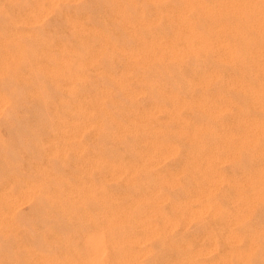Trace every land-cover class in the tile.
<instances>
[{"label": "rangeland", "instance_id": "374dc122", "mask_svg": "<svg viewBox=\"0 0 264 264\" xmlns=\"http://www.w3.org/2000/svg\"><path fill=\"white\" fill-rule=\"evenodd\" d=\"M186 1L0 0V264L264 260V100Z\"/></svg>", "mask_w": 264, "mask_h": 264}, {"label": "bare ground", "instance_id": "6f19581e", "mask_svg": "<svg viewBox=\"0 0 264 264\" xmlns=\"http://www.w3.org/2000/svg\"><path fill=\"white\" fill-rule=\"evenodd\" d=\"M185 1V0H184ZM190 2L191 1H193V3L192 4H194V6H196V7H198V9H201V11L199 10V13L201 12L202 13V17H204L205 18V20H207V21H212V20H215L214 18H213V15H215L218 11H219V16H220V18L221 19H223V23H221V25L220 26H218L217 25V23H215L214 21H213V23L214 24H216V26H218V28L216 27V29L217 30H219V33H218V31L215 29V31L216 32H214V35H215V33H218L219 35H221V37L222 36H224V34H227L228 33V36H232L233 35V37H234V40L232 39H230V40H228V42H223L222 43V45H220V43L222 42V41H220L219 43H218V39L215 41V43H217L216 45H218V47L217 46H215L214 44H212V46H210L209 45V47H213V48H209L208 46V50H205V51H201V50H203V49H201L200 48V46H203L204 47V45H206V42H205V44L203 45H201V42H200V44L198 43V42H196L195 40V38H194V36L197 34V31L198 30H202L203 28H202V26L205 24L206 26L208 25L206 22L207 21H205V23H203V24H201L202 26H200V25H197L198 23H199V21H198V19H197V21H198V23H196V25L197 26H195V28L197 29L198 28V30H196L195 28L193 29L191 26H192V21H188V22H191V24H190V28H192V29H189L188 30V32H190V34L188 33V36L186 37V39L187 38H189V41H183L182 39H181V41L182 42H178V44H176V52L177 53H179L180 54V52L181 53H183V54H185L184 55V57L185 58H188V60L187 61H190L191 60V62H189V63H192V61L194 62V61H196L197 63H198V58L200 57V53H204V52H206V51H208V53H209V49H213V51H215L216 49H218L219 47H220V49L219 50H222L223 52L220 54L222 57L224 56V55H226L225 57H221V59H223V61H221V59L219 60L218 59V62H220L221 63V65L220 66H222V64L225 66H231V68L235 71L236 69L238 70L239 69V73L241 72L240 70H242V74L245 76L246 75V78L247 79H245V77L244 76H242L244 79L242 80V81H240V83H239V80H237V78L235 77V74H234V72H232L233 73V75L231 74V77L230 78H232L233 76H234V78H235V80L232 78V80H234V81H232L231 79H229V81L231 80L232 82H229V83H232V84H230V87H231V90L233 91V90H239V89H244L245 90V93H244V91H243V96H245L246 98H247V96L250 94V95H252L251 93H253V95L254 94H256V98H257V101H256V98L254 99L255 101H256V104L257 105H259V103H257L258 101H261L260 100V98L261 99H263L264 100V0H227L226 2L225 1H223L224 2V4L222 3V1L220 2L222 5L221 6H219V7H217L216 6V8H219L218 9V11L216 10V9H214L213 10V8L212 7H214L215 8V6H213L212 5V2L214 1V3L216 4V3H218V2H215L216 0H211V1H208L209 3H211V5H209L208 3H207V0H189ZM189 1H186V2H189ZM183 2V1H182ZM186 2L185 3H182V4H184V5H186ZM189 2V3H190ZM219 3V4H220ZM182 4H181V7H182ZM183 5V6H184ZM210 6H212V7H210ZM193 7V6H192ZM179 8V6L177 7V9ZM183 9H185L186 7L184 6V7H182ZM181 8V9H182ZM190 8H191V6H190ZM188 9V7H187V9H185L184 11L183 10H181L180 8H179V11L181 10V11H183L184 13H186V12H188L189 10L191 11L192 9L194 10V12L196 13V11H197V9L195 8L194 9V7L192 8V9ZM187 10V11H186ZM193 10L191 11V12H193ZM215 10H216V12H215ZM180 11V12H181ZM186 11V12H185ZM180 12H178V14H180ZM182 12V13H183ZM183 13V16L185 15L186 16V14H184ZM198 13V12H197ZM198 13V14H199ZM215 13V14H214ZM2 14V13H1ZM177 15V14H176ZM175 15V16H176ZM200 15V14H199ZM232 15L234 16V17H232ZM178 16V15H177ZM181 15H179V17H180ZM201 16V15H200ZM201 17V18H202ZM208 17H212L211 19L212 20H210V19H208ZM217 17L218 16H216L215 15V18L217 19ZM176 18H178V17H176ZM199 18V17H198ZM201 18H200V20H201ZM203 19V18H202ZM218 19H219V17H218ZM217 19V21H219ZM178 20V19H177ZM184 21V20H183ZM195 21V20H194ZM194 21H193V25H194ZM202 21V20H201ZM203 21H204V19H203ZM202 21V22H203ZM216 21V20H215ZM221 21V20H220ZM219 21V22H220ZM179 22V21H178ZM180 22H182V20H180ZM184 23V22H183ZM182 23V24H183ZM186 23H187V21H186ZM186 23H184L182 26H181V28L183 27L184 28V26H186L185 24ZM210 23V22H209ZM213 23H211L212 25H213ZM181 25V24H180ZM187 25H188V23H187ZM201 27V29H199V27ZM206 26H205V29H207L206 28ZM188 27V26H187ZM186 27V28H187ZM208 27H209V29H210V25H208ZM211 27H213V26H211ZM180 29V30H184V29ZM188 29V28H187ZM196 30V31H195ZM211 31H212V28L210 29ZM210 30H209V33H210ZM207 31H208V29H207ZM180 32V31H179ZM185 32L187 33V31H186V29H185ZM195 32H196V34H195ZM200 32V31H199ZM182 33H183V31H182ZM185 33V34H186ZM205 33H206V31H205ZM193 34H195V35H193ZM200 34V33H199ZM202 34V33H201ZM204 34V33H203ZM207 34V33H206ZM210 34H212V33H210ZM210 34H209V37H210ZM218 34H216V35H218ZM179 35H181L180 33H179ZM182 35H184V33L182 34ZM198 35V34H197ZM216 35L215 36H213L214 38L212 39V40H214L215 39V37H216ZM218 35V36H219ZM201 36V35H200ZM228 36H225V38L227 37L228 38ZM185 37V36H184ZM208 37V36H207ZM208 37V38H209ZM179 38H180V36L178 37V40H179ZM193 38H194V41L197 43V44H199V45H196V43L193 41ZM198 40L199 41H201L200 40V37L198 36ZM203 38H205L204 36H203ZM207 38V40H208V42L209 41H211V40H209ZM217 38V37H216ZM220 38V37H219ZM224 38V37H223ZM224 38V39H225ZM232 38V37H231ZM202 39V38H201ZM206 39V38H205ZM221 39V38H220ZM184 40H185V38H184ZM188 40V39H187ZM227 40V39H226ZM203 41V40H202ZM225 41V40H224ZM171 41H168L167 43H166V48L168 47V43H170ZM177 43V42H176ZM202 43H204V41L202 42ZM211 43H212V41H211ZM214 43V42H213ZM207 44H209V43H207ZM243 44V45H242ZM170 45H171V43H170ZM216 47V49L214 50V46ZM240 45H242V48L240 49ZM244 46V47H243ZM205 48V47H204ZM216 51H218V50H216ZM215 51V52H216ZM210 52H211V50H210ZM214 52V53H215ZM219 52V51H218ZM217 52V53H218ZM203 53H202V55H203ZM177 55V56H180V55ZM183 54H182V57H183ZM211 54V53H210ZM210 54H209V56H210ZM219 54V53H218ZM222 54H224V55H222ZM199 55V56H198ZM201 55V56H202ZM206 55V54H205ZM208 55V54H207ZM206 55V56H207ZM183 57V58H184ZM220 57V56H219ZM189 58H190V60H189ZM255 58H257V59H255ZM261 60H260V59ZM181 59V58H180ZM180 59H178V60H180ZM238 59H239V61H238ZM241 59V60H240ZM202 60H200L199 62H201ZM248 61H251L252 62V64H248V63H250V62H248ZM195 62V63H196ZM258 62V63H257ZM260 62V63H259ZM187 63V62H186ZM219 63V64H220ZM259 64H260V66H259ZM218 65V64H217ZM235 66V67H232V66ZM219 66V67H220ZM225 66V67H226ZM225 67H224V69H223V71L224 70H226L225 69ZM228 69H231L230 67H227ZM234 68H236V69H234ZM219 69V68H218ZM220 69H222V68H220ZM217 70V69H216ZM244 70V71H243ZM219 71V72H218ZM218 71H216V72H218V73H220V74H222V72H220V70H218ZM222 71V70H221ZM238 72V71H237ZM244 72V73H243ZM213 73L215 74V75H213ZM236 73V72H235ZM239 73H238V75H239ZM220 74H216L215 73V71L213 70L212 71V75H211V77L210 78H212V77H216L217 76V79L215 78H213L215 81H211V84H213L214 83V87L215 86H217L220 82H217V84L215 83L217 80H218V78L220 77H218V75H220ZM210 76V75H209ZM240 75L239 76H237V77H241ZM222 78H223V76H221ZM221 77H220V80H221ZM242 77H241V79H242ZM208 78V77H207ZM209 78V79H210ZM209 79H206V83H204L205 85L208 83V81L207 80H209ZM211 80V79H210ZM210 80H209V82H210ZM219 80V81H220ZM237 80V81H236ZM213 82V83H212ZM236 82H238V84H236ZM216 84V85H215ZM221 84V83H220ZM219 84V85H220ZM235 84V85H234ZM204 85V86H205ZM209 85H210V83H209ZM257 85V86H256ZM208 86V85H207ZM211 86V85H210ZM212 86V87H213ZM258 88V90H257V88ZM233 88V89H232ZM256 91H255V90ZM252 90H254V91H252ZM241 91V90H240ZM252 91V92H251ZM236 92V91H235ZM234 92V93H235ZM249 92V93H248ZM255 92V93H254ZM236 94V93H235ZM240 94H241V92H240ZM240 94H238V95H240ZM242 95V94H241ZM249 95V96H250ZM252 95V96H253ZM242 96V97H243ZM248 96V97H249ZM251 96V98H253ZM239 97H241V96H239ZM250 98V97H249ZM231 105H233V102L231 103V101L229 102ZM260 106V105H259ZM226 106H224V109H222V110H220V112H222V111H226L228 108H225ZM257 108H259L258 106H257ZM202 110H204V109H202ZM242 110V109H241ZM228 111V110H227ZM226 111V112H227ZM203 112V111H202ZM204 112H206V111H204ZM203 112V113H204ZM209 113V112H208ZM204 114H206L207 115V113H204ZM224 114H226V113H224ZM234 122V121H233ZM243 127V126H242ZM253 127V126H252ZM251 128V127H250ZM243 129H244V127H243ZM245 129H247L246 127H245ZM259 131V126L257 127V128H255V131ZM256 131V132H257ZM258 242H259V239H254V241L250 244V246H249V248H248V250H247V252L245 253V254H239V255H230V256H227V255H224L223 256V258H222V260H221V262H222V264H232V261L235 259V260H239V262H238V264H257V263H253L251 260L256 256V255H258L259 254V245H258ZM216 264V263H215ZM261 264H264V260L263 261H261Z\"/></svg>", "mask_w": 264, "mask_h": 264}]
</instances>
